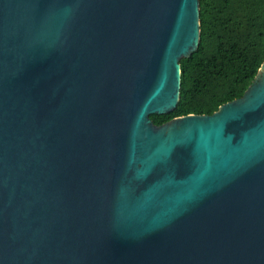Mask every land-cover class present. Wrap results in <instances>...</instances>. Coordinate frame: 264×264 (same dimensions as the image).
I'll list each match as a JSON object with an SVG mask.
<instances>
[{"label":"water","instance_id":"obj_1","mask_svg":"<svg viewBox=\"0 0 264 264\" xmlns=\"http://www.w3.org/2000/svg\"><path fill=\"white\" fill-rule=\"evenodd\" d=\"M199 0H0V264H264V61L179 101Z\"/></svg>","mask_w":264,"mask_h":264},{"label":"trees","instance_id":"obj_2","mask_svg":"<svg viewBox=\"0 0 264 264\" xmlns=\"http://www.w3.org/2000/svg\"><path fill=\"white\" fill-rule=\"evenodd\" d=\"M199 23L197 50L179 61L177 106L151 115L156 126L241 98L264 61V0H199Z\"/></svg>","mask_w":264,"mask_h":264}]
</instances>
